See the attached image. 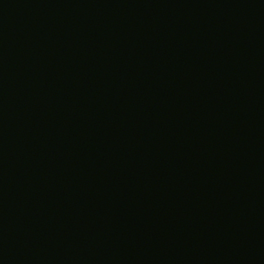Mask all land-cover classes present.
Returning a JSON list of instances; mask_svg holds the SVG:
<instances>
[{
  "label": "water",
  "instance_id": "95a60500",
  "mask_svg": "<svg viewBox=\"0 0 264 264\" xmlns=\"http://www.w3.org/2000/svg\"><path fill=\"white\" fill-rule=\"evenodd\" d=\"M0 264H264V0H0Z\"/></svg>",
  "mask_w": 264,
  "mask_h": 264
}]
</instances>
